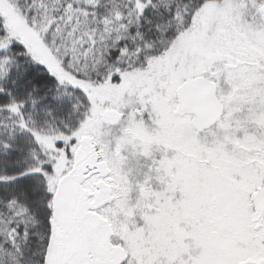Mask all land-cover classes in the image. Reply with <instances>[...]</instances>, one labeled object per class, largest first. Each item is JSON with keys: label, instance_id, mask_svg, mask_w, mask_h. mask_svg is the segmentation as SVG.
<instances>
[{"label": "snow or ice", "instance_id": "snow-or-ice-1", "mask_svg": "<svg viewBox=\"0 0 264 264\" xmlns=\"http://www.w3.org/2000/svg\"><path fill=\"white\" fill-rule=\"evenodd\" d=\"M0 264H264V0H0Z\"/></svg>", "mask_w": 264, "mask_h": 264}]
</instances>
